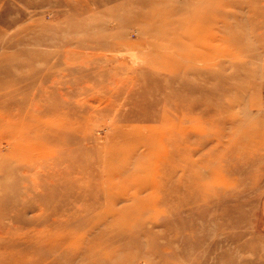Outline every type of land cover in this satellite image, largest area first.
<instances>
[{
  "label": "rangeland",
  "instance_id": "rangeland-1",
  "mask_svg": "<svg viewBox=\"0 0 264 264\" xmlns=\"http://www.w3.org/2000/svg\"><path fill=\"white\" fill-rule=\"evenodd\" d=\"M263 197L264 0H0V264H264Z\"/></svg>",
  "mask_w": 264,
  "mask_h": 264
},
{
  "label": "bare ground",
  "instance_id": "bare-ground-1",
  "mask_svg": "<svg viewBox=\"0 0 264 264\" xmlns=\"http://www.w3.org/2000/svg\"><path fill=\"white\" fill-rule=\"evenodd\" d=\"M98 1V3H101V0H97ZM183 39V38H182ZM94 40V39H93ZM95 41H97L96 39H95ZM89 45H91V44H89ZM185 91H186V89H185ZM213 94V96H214V93H212ZM214 98V97H213ZM176 99V98H175ZM215 99V98H214ZM205 100V102L207 101V98H205L204 99ZM173 101H174V99H173ZM194 101H195V99H194ZM203 101V100H202ZM188 103V102H187ZM185 104V103H184ZM197 103H195L194 105H196ZM187 105V104H186ZM188 106V105H187ZM190 106V105H189ZM194 107V106H193ZM185 108V107H184ZM187 109V108H186ZM189 109V112H191L190 111V107L188 108ZM184 110V109H183ZM184 112V111H183ZM186 112V111H185ZM179 114V113H178ZM190 114L191 113H189V116H190ZM180 115V114H179ZM192 116H193V114H192ZM182 117V116H181ZM189 120V119H188ZM198 140V139H197ZM180 141H181V139H180ZM199 142V147H203L204 146V144L206 143V141H203V139L202 140H198ZM194 148V147H193ZM197 148V147H196ZM195 149V148H194ZM189 150V149H188ZM198 150V149H197ZM186 154V153H185ZM190 154V153H189ZM189 154H186V155H189ZM185 156V155H184ZM191 156V155H190ZM162 161H163V159H162ZM163 168V167H162ZM190 168V167H189ZM195 177V176H194ZM200 178V177H199ZM192 179V178H191ZM198 179V178H197ZM185 180V179H184ZM186 180H187V183H189V180H188V177L186 178ZM185 180V181H186ZM193 181L195 182V183H198L196 180H195V178L193 179ZM187 183H184V185H187ZM200 184H201V182H200ZM199 185V184H198ZM185 188V187H184ZM188 189V188H187ZM188 191V190H187ZM191 194V193H190ZM190 194L188 195V193H186V195H188V196H190ZM194 197H196V196H194ZM188 198H190V197H188ZM57 207V206H56ZM55 212V211H54Z\"/></svg>",
  "mask_w": 264,
  "mask_h": 264
},
{
  "label": "crops",
  "instance_id": "crops-1",
  "mask_svg": "<svg viewBox=\"0 0 264 264\" xmlns=\"http://www.w3.org/2000/svg\"><path fill=\"white\" fill-rule=\"evenodd\" d=\"M260 215H261L260 228L264 232V197L262 198L260 205Z\"/></svg>",
  "mask_w": 264,
  "mask_h": 264
}]
</instances>
